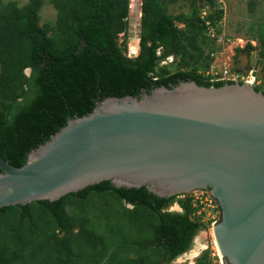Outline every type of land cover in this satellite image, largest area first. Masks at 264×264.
<instances>
[{"label": "trees", "instance_id": "1", "mask_svg": "<svg viewBox=\"0 0 264 264\" xmlns=\"http://www.w3.org/2000/svg\"><path fill=\"white\" fill-rule=\"evenodd\" d=\"M175 1L140 0L138 51L128 58L116 42L126 33L128 0H0V156L20 166L67 118L105 96L186 79L231 83L203 75L216 49L205 29L222 10L213 0H179L184 9L168 12ZM44 3L54 9L51 23H39ZM262 29H254L257 46L246 42L234 54L257 48L264 60ZM165 57L172 60L160 64ZM174 196L102 180L52 201L1 206L0 264H170L203 229L186 196L176 200L179 210H167ZM204 261L201 250L193 264Z\"/></svg>", "mask_w": 264, "mask_h": 264}, {"label": "water", "instance_id": "2", "mask_svg": "<svg viewBox=\"0 0 264 264\" xmlns=\"http://www.w3.org/2000/svg\"><path fill=\"white\" fill-rule=\"evenodd\" d=\"M102 180L159 197L206 189L218 207L211 235L222 264H264L262 90L186 79L105 96L67 118L20 166L0 156V207L52 201Z\"/></svg>", "mask_w": 264, "mask_h": 264}, {"label": "built area", "instance_id": "3", "mask_svg": "<svg viewBox=\"0 0 264 264\" xmlns=\"http://www.w3.org/2000/svg\"><path fill=\"white\" fill-rule=\"evenodd\" d=\"M214 5L219 3L223 4V0H213ZM128 1V8L129 6ZM131 5V4H130ZM138 11L137 14L134 15L132 21L127 20V29L126 31H130L132 33L131 39L126 41V45L124 44V51H122L125 57H133L137 54L138 46V32H139V16H140V0L138 1ZM220 8V7H218ZM221 9V8H220ZM204 11H202V14ZM207 24V22H206ZM121 36L124 34L122 32L118 33ZM205 34L209 40H211L216 47H221L224 43V36L222 32H219L214 26L207 25L205 29ZM217 53L222 55V52L215 49L209 52V56L212 58L211 65L204 70V74L208 76V79L211 81H243L248 84L256 85L258 83L257 80V69L254 66H248L245 70L240 72H235L230 69V66H227L222 63L221 66L212 65L213 60L217 56ZM208 191L206 189H193L188 193H179L174 196L173 202L176 203L177 199L183 198L186 196L188 198L191 213L190 216L198 220V222L203 226V230L207 233V242L204 245L203 249L205 251V261L202 264H222L220 255L217 251L215 243L213 241L211 235V225L218 218V207L216 203L213 201L211 197L207 194ZM200 250V251H201ZM193 264V263H191Z\"/></svg>", "mask_w": 264, "mask_h": 264}, {"label": "rangeland", "instance_id": "4", "mask_svg": "<svg viewBox=\"0 0 264 264\" xmlns=\"http://www.w3.org/2000/svg\"><path fill=\"white\" fill-rule=\"evenodd\" d=\"M6 1V0H3ZM18 4L23 3L25 0H16ZM129 3V8H128V16H127V20L128 21H132L134 15L137 14V11L139 9L138 7V0H128ZM181 1L176 0L175 2H172L171 4H169L166 9L168 12H175L181 9H184L183 7L181 8ZM216 8L220 7L222 10L224 8H226L228 10V8H231V10L233 11L232 13L234 14L232 15H228L225 16V18H221L220 19V23L219 20L217 21V23L214 25V27L219 31L222 32L224 35V43L222 44L221 47H216L217 50H219L220 52H222V55L217 53V59H216V63L220 62L219 60L221 59L227 60V56L229 57L231 55L232 52H234L235 50V44L236 43H241L240 41H238L237 39H233L235 37H241V38H248L250 32L246 31L245 25L244 23H248V19H246L245 17L247 16V12L244 11L245 7H244V3L243 4H239V3H231L229 5H227L226 7L219 3L217 5H215ZM226 10V12H227ZM231 13V12H230ZM229 13V14H230ZM54 16H55V12L54 9L51 7L50 4L48 3H44L40 10H39V23H51L54 20ZM178 26H180V24L177 23ZM248 30V29H247ZM264 30V29H262ZM247 32V33H246ZM132 33L130 31H126V33L121 36L120 34H118L116 42L117 44L121 47V50L124 51V44L126 45V41H129L131 39ZM123 42V44H122ZM233 43V44H231ZM231 44V45H230ZM237 45V44H236ZM232 47V51L229 49ZM125 52V51H124ZM243 55V53H241ZM247 57V56H246ZM255 54L254 51H251L249 54V63L250 65L253 64L254 68L257 69V80H258V85L261 87L262 90H264V72L262 70H260V64L257 58H255ZM219 58V60H218ZM172 60V57H168L167 58V62H170ZM160 61V60H159ZM166 62V63H167ZM162 64V63H160ZM220 65V63H219ZM203 75L204 72H203ZM167 210H178L179 207L176 203H174L173 201L170 202L167 206H166ZM207 242V233L205 230L203 229H199L195 235L192 238V241L188 247V249L186 251H184V253L179 256V257H175L170 264H191L194 262L195 258L198 256V254L200 253V250L203 249L204 245ZM178 258V259H177Z\"/></svg>", "mask_w": 264, "mask_h": 264}, {"label": "crops", "instance_id": "5", "mask_svg": "<svg viewBox=\"0 0 264 264\" xmlns=\"http://www.w3.org/2000/svg\"><path fill=\"white\" fill-rule=\"evenodd\" d=\"M138 1H137V3H138ZM232 2L235 4L239 3L240 5L244 3V7H245L244 11L247 12V16L245 18L248 19L249 21H248V23H244L245 28H243V29H246V31L250 32L248 38H241V37L233 38V39H237L238 41L241 42V43H236L237 45L235 44L234 47H243L246 42H248L250 45L257 46V41L253 35L255 34L254 29L257 28V24L258 23H264V0H223V5L226 7L227 5L231 4ZM226 10H227L226 8H224L222 10V17L221 18H225V16H228V15H232V16L234 15L232 13L233 11L231 10V8H228L227 12H226ZM219 23H220V20H219ZM231 44H233V43H231ZM229 49L231 51L233 50L232 47ZM251 51H254V54L256 56L255 58L258 59L257 53H256L257 48H254ZM243 55L241 53L234 54V52H232L229 57L228 56L226 57L227 60L224 59L221 61V59L219 60V58H218V60L220 62H217V63H216V59H217V56H216L215 59L213 60L212 65L221 66L223 63L227 66H230V69H232L233 65L236 63L237 64L236 68L241 69L240 66H244V68H242L241 71L245 70L246 67H248V66H254L253 64L250 65V63H249L250 62L248 59L249 55L246 58H244ZM258 61H259L260 65H262V64L264 65V60L258 59ZM219 63H220V65H219Z\"/></svg>", "mask_w": 264, "mask_h": 264}, {"label": "flooded vegetation", "instance_id": "6", "mask_svg": "<svg viewBox=\"0 0 264 264\" xmlns=\"http://www.w3.org/2000/svg\"><path fill=\"white\" fill-rule=\"evenodd\" d=\"M167 57H165V58H163V59H161L160 61H159V63H166L167 61ZM240 68L242 69V68H244V66H240Z\"/></svg>", "mask_w": 264, "mask_h": 264}]
</instances>
